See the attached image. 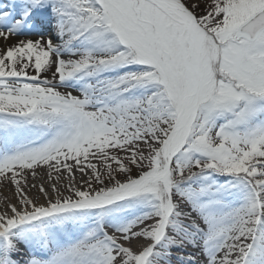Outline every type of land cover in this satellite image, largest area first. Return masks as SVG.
<instances>
[{"label":"snow or ice","instance_id":"obj_1","mask_svg":"<svg viewBox=\"0 0 264 264\" xmlns=\"http://www.w3.org/2000/svg\"><path fill=\"white\" fill-rule=\"evenodd\" d=\"M0 264H264V0H0Z\"/></svg>","mask_w":264,"mask_h":264},{"label":"rangeland","instance_id":"obj_2","mask_svg":"<svg viewBox=\"0 0 264 264\" xmlns=\"http://www.w3.org/2000/svg\"><path fill=\"white\" fill-rule=\"evenodd\" d=\"M3 2H4V3H8V2H9V0H3Z\"/></svg>","mask_w":264,"mask_h":264}]
</instances>
